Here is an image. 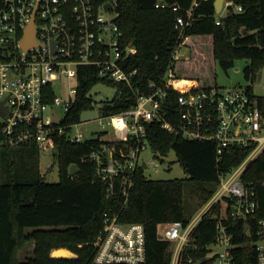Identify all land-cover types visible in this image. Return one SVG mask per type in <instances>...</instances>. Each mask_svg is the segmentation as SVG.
<instances>
[{"label":"trees","instance_id":"16d2710c","mask_svg":"<svg viewBox=\"0 0 264 264\" xmlns=\"http://www.w3.org/2000/svg\"><path fill=\"white\" fill-rule=\"evenodd\" d=\"M100 6L110 0H92ZM158 0H115L116 23L124 44L133 42L136 53L127 59L126 68L137 69L133 87L140 93L148 92V82L160 83L171 67L175 74L174 97L184 92L210 88L209 82L194 66L204 60L206 46L214 64L223 71L236 66L237 60H246L242 69L245 86L257 99L264 115V96L253 92L252 84L264 68V0H233L240 11L230 8L231 15L216 21L214 0H167L179 7L156 8ZM163 1V0H162ZM192 11L190 24L179 30L176 18ZM190 42L189 59H172L174 50ZM77 99L69 112V121L77 122L81 112L90 106L86 94L99 82L94 74L83 77L80 68ZM121 90L111 102L100 107L104 115L130 109L136 102L131 89L121 83L113 84ZM148 144L158 157L174 152L182 166L185 179H148L143 170L133 174L132 187L125 199L116 185L115 194L106 197L107 184L96 177L94 164L85 159L102 143L98 136L78 143H70L64 136L52 140L54 158L59 170V181L48 182L40 169V148L33 142L16 147L0 148V264H83L92 260L93 242L103 227V214H119L124 223H142L144 226V264H170L172 242L158 235L159 226L180 220L186 226L194 214L215 192L219 176L235 168L247 154L242 147H234L218 156L214 141L189 140L166 132L156 122L147 126ZM1 123H0V139ZM77 172L70 174V166ZM243 182L253 183L257 209L254 218L233 222L231 231L235 247L233 264H256L252 247L257 221L264 219V153L251 161L241 174ZM95 180L93 183L91 181ZM219 205L214 210L219 211ZM191 230L192 243L183 259L189 257L211 264L207 245L216 238V219L208 214ZM34 244L31 256L19 259V252ZM67 249L74 258H53L54 249ZM56 251L55 254L68 252Z\"/></svg>","mask_w":264,"mask_h":264},{"label":"built area","instance_id":"2783aa9c","mask_svg":"<svg viewBox=\"0 0 264 264\" xmlns=\"http://www.w3.org/2000/svg\"><path fill=\"white\" fill-rule=\"evenodd\" d=\"M107 3H111L109 11L103 7ZM114 3L115 0H110L95 6L92 0H0V103L4 109V116L0 115L3 135L0 148L33 142L41 150L44 146L52 147V140L60 136L70 143L85 141L88 137L77 128L91 120H68L77 99L80 68L84 78L95 74L99 79L96 84L113 86L112 99L121 93L113 84L121 83L136 96L130 109L102 114L100 107L112 99L94 101L90 94L94 84L86 94L91 98L90 106L83 110L96 107L101 115L97 119L101 130L91 131L90 138L100 134L102 143L85 159L94 164L96 177L107 184L106 197L113 196L118 185L126 201L135 171L141 168L145 174L149 169L142 154L149 150L154 153L148 144L150 122L183 139L214 141L218 156L234 147L245 148L247 154L243 160L219 176V184L205 208L186 226L175 220L158 229L162 239L172 242L170 264H204L203 260L192 257L183 259V254L190 247L198 248L191 242L190 232L206 213L217 220L216 238L207 245L206 257L211 258V264H233L232 249L236 245L229 229L233 222L253 219L257 209L253 183L243 182L241 178L249 163L264 153V115L257 99L245 86L217 84L174 97L171 94L176 77L171 67L160 83L148 82L146 94L134 89L137 69L128 70L126 65L127 59L136 53V47L131 42H122ZM222 4L215 21L218 24L220 17L231 12L230 8L242 9L233 0H223ZM154 6L179 9L167 0H158ZM191 19L192 11L188 10L185 16L176 18V28L183 29ZM29 29L34 32L35 42L25 47L21 40ZM182 45L172 54L175 61L180 58ZM65 84L68 85L66 96L58 97L55 90ZM59 107L62 114L56 112ZM219 204L216 212L214 209ZM102 221L101 232L93 242V258L83 264H144L143 224L124 223L118 213L107 212ZM253 235L251 244L256 264H264V219L257 221ZM56 251L59 250H53L50 256L75 257L70 251L55 254Z\"/></svg>","mask_w":264,"mask_h":264},{"label":"rangeland","instance_id":"374dc122","mask_svg":"<svg viewBox=\"0 0 264 264\" xmlns=\"http://www.w3.org/2000/svg\"><path fill=\"white\" fill-rule=\"evenodd\" d=\"M190 42L187 44H183L179 50L180 61L183 59H189V46ZM204 60L202 62L197 61L194 62V66L198 67L197 69L201 71V75L207 79V81L212 82L215 80L217 85L219 86H248L251 83L244 78L242 69L247 64L246 60H237L236 66L234 68L229 69L227 72L223 71L219 66L214 64L213 58L210 56V48L206 46L205 52L203 54ZM261 79H256L252 84L253 92L257 95L264 96V68L261 70ZM68 85H63L62 89H56V95L59 97L66 96ZM115 89L113 86H109L105 83H98L94 86L91 91V96L94 101H102V100H111L114 95ZM57 114H62V109L56 108ZM80 120L82 122L91 120V123H82L78 125V130L88 138L92 137L91 131H100V125L98 124L97 119L101 117L98 114L97 108H93L87 111H83L80 114ZM96 120V121H95ZM107 131L110 132V128H106ZM40 169L45 172V179L48 182H58L59 181V170L57 169V162L54 158V150L50 146H44L40 150ZM142 159L149 163V169L145 172L148 179L154 180H168V179H185V175L183 173L182 166H180L179 162L176 160V156L174 152L168 153L166 157H158L151 150L142 154ZM205 208L203 205L195 214L202 209ZM193 216V217H194ZM192 217V218H193ZM34 249V244L28 243L20 252L19 259L25 261L29 256H31L32 251ZM59 250V249H54ZM52 252V251H51Z\"/></svg>","mask_w":264,"mask_h":264},{"label":"water","instance_id":"95a60500","mask_svg":"<svg viewBox=\"0 0 264 264\" xmlns=\"http://www.w3.org/2000/svg\"><path fill=\"white\" fill-rule=\"evenodd\" d=\"M223 0H214V6H215V13H219L221 10H222V4ZM104 7V10L106 11H109L112 7H111V3H107L105 5H103ZM231 15V12H228L227 13V16ZM35 40H34V32L32 29H29L25 35L23 36L22 40H21V44L24 45L25 47H28L30 46V44L34 43ZM133 42H131L130 44H132ZM258 74V79L261 78L262 74H261V70L257 73ZM0 115L1 116H4V109L2 107V103H0ZM70 173L71 174H74L77 172V169H76V165L75 164H72L70 166ZM160 237V235H159Z\"/></svg>","mask_w":264,"mask_h":264},{"label":"crops","instance_id":"0c3cea01","mask_svg":"<svg viewBox=\"0 0 264 264\" xmlns=\"http://www.w3.org/2000/svg\"><path fill=\"white\" fill-rule=\"evenodd\" d=\"M258 78V77H257ZM261 79V78H260ZM63 249H65V248H63ZM63 249H59V250H63ZM65 250H67V249H65ZM67 251H69V250H67Z\"/></svg>","mask_w":264,"mask_h":264}]
</instances>
